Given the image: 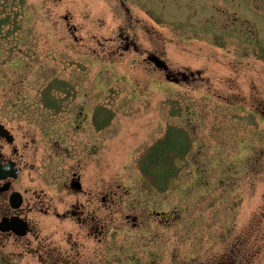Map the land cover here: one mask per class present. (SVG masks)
<instances>
[{
    "label": "rangeland",
    "instance_id": "1",
    "mask_svg": "<svg viewBox=\"0 0 264 264\" xmlns=\"http://www.w3.org/2000/svg\"><path fill=\"white\" fill-rule=\"evenodd\" d=\"M262 109L264 0H0L14 188L43 190L59 210L86 199L61 189L72 173L84 193L110 192L112 241H133L142 264L152 249L156 264H264ZM139 210L158 223L127 234L122 218ZM147 220L157 236L141 244Z\"/></svg>",
    "mask_w": 264,
    "mask_h": 264
},
{
    "label": "flooded vegetation",
    "instance_id": "2",
    "mask_svg": "<svg viewBox=\"0 0 264 264\" xmlns=\"http://www.w3.org/2000/svg\"><path fill=\"white\" fill-rule=\"evenodd\" d=\"M179 78L182 81L188 79L185 73L171 72L173 82H177ZM260 114L264 117V109ZM12 144L13 137L7 143L0 136V164H12L17 174L14 180H0V264H142V258L131 245L133 241L119 247L112 241L120 231L116 227L119 223L113 222L116 207L112 205L110 192L103 191L100 196L90 191L84 193L78 175L72 173L68 180L63 181L61 189L69 196L87 194L86 199L82 203L74 199L59 210L52 205V198L43 190L30 193L26 189L16 190L14 183L20 175L19 162L22 155ZM47 179L54 178L50 176ZM14 194L16 195L12 199ZM97 197L101 205H95ZM36 215L71 222L73 227L66 233L61 227L54 233L46 232L33 221ZM157 218L158 215L154 212L139 210V215L126 214L122 220L126 233L133 234L138 230L141 223L139 220L152 219L151 224H156ZM149 220L146 230L140 232L138 240L141 244L153 243L157 236L154 231H150ZM111 252L115 255L114 259ZM142 255L148 256L149 264H156L158 254L155 249ZM226 264H233L232 260Z\"/></svg>",
    "mask_w": 264,
    "mask_h": 264
},
{
    "label": "water",
    "instance_id": "3",
    "mask_svg": "<svg viewBox=\"0 0 264 264\" xmlns=\"http://www.w3.org/2000/svg\"><path fill=\"white\" fill-rule=\"evenodd\" d=\"M147 61L151 62L156 68L162 69L164 71L167 70L166 65L160 61L158 58L154 56L147 57ZM166 79H169V76H166ZM0 136L4 137L7 142H11V136L7 135V132L3 129V127L0 125ZM16 170L13 169L12 164H7L5 166L0 165V180H4L6 178H16ZM16 194L12 197V199L15 197Z\"/></svg>",
    "mask_w": 264,
    "mask_h": 264
}]
</instances>
